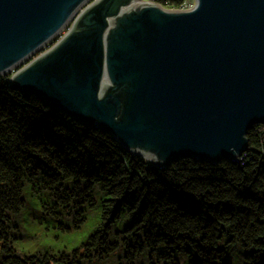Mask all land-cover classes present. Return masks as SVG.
<instances>
[{
  "label": "water",
  "instance_id": "obj_1",
  "mask_svg": "<svg viewBox=\"0 0 264 264\" xmlns=\"http://www.w3.org/2000/svg\"><path fill=\"white\" fill-rule=\"evenodd\" d=\"M89 0H0V74L59 35ZM9 85L95 124L156 167L215 164L264 125V0H93Z\"/></svg>",
  "mask_w": 264,
  "mask_h": 264
},
{
  "label": "trees",
  "instance_id": "obj_2",
  "mask_svg": "<svg viewBox=\"0 0 264 264\" xmlns=\"http://www.w3.org/2000/svg\"><path fill=\"white\" fill-rule=\"evenodd\" d=\"M156 1L178 8L184 0ZM8 78L0 75V264L61 261L29 228L40 222L46 231L85 228L72 248L80 255L65 264L119 255L129 264H264V125L248 131L236 160L156 167ZM21 238L34 244L25 250ZM84 243L110 245L82 256Z\"/></svg>",
  "mask_w": 264,
  "mask_h": 264
},
{
  "label": "rangeland",
  "instance_id": "obj_3",
  "mask_svg": "<svg viewBox=\"0 0 264 264\" xmlns=\"http://www.w3.org/2000/svg\"><path fill=\"white\" fill-rule=\"evenodd\" d=\"M93 0H89L87 3H85L82 8H80L72 17V19L70 20V22L68 23V25L66 27H64L61 32L59 33V35H57L56 37H54L52 40H50L49 42H47L37 53H35L32 57H30L29 59H27L26 61H24L22 64H20L18 67H14L11 68V70L7 71L4 74H0L1 76H10L11 73H13L14 71H16L17 69H19L20 67H22L24 64H26L29 60H31L33 57L37 56L39 53L44 52L45 50H47L48 48H50L59 38L60 36H62L64 33H66V31L68 30V28L71 26V24L73 23V21L76 19V17L78 16V14ZM153 2H156V0H153ZM185 2V9H189L191 6H193L195 4V0H184L183 3ZM165 8H169V9H176L175 7L172 6H164ZM9 80V78H8ZM262 132L264 133V127L261 128ZM147 160V159H146ZM41 207V206H39ZM25 214L27 215V217L25 216ZM30 212H28L27 210H25L24 212V218H22V220H26L28 218H30ZM77 220V219H76ZM88 221H91V224H94V220L88 219ZM41 225L37 226L36 224H32L29 226V228H31L32 230L38 232V240L37 242L40 243V245H44L45 243H49L52 245H55V247L57 248L54 251V254L57 256L58 259H60L61 261L63 260V263L61 261H57L54 262V264H65V262L67 261L66 258H69L70 260H73V258L75 257V255H77L78 253H73V249L74 247L77 246V244H79L80 242H82L83 240H85L88 237V234H86L85 232V228L82 227V229H73V230H69V231H62L59 232L57 230H51V231H46L44 230L45 228V224L43 222H40ZM26 226V222L23 223ZM21 241L18 243L19 247L24 248L25 250H27V248L29 246H32L34 244V241H24L23 238L20 239ZM87 248L84 247L82 250V256L84 255H89V254H95L96 252L101 251L100 249L98 251H96L95 247L92 249H89L91 247V245L88 246ZM86 245H82V246H86ZM105 247L102 248H106L107 246L109 247L110 244L108 243H104L103 244ZM66 246V247H65ZM82 247L79 249L81 251ZM79 251V253H80ZM91 251V252H89ZM125 250L121 251V255H123ZM80 255V254H78ZM60 257V258H59ZM111 257V256H110ZM88 257L85 256V260ZM122 256L119 255V257H117V259H110V264H115V262H117V264H129L128 260H124L122 261ZM156 258V256L154 257ZM147 260V259H145ZM144 260V261H145ZM83 261V259H82ZM148 261V260H147ZM68 262V261H67Z\"/></svg>",
  "mask_w": 264,
  "mask_h": 264
},
{
  "label": "flooded vegetation",
  "instance_id": "obj_4",
  "mask_svg": "<svg viewBox=\"0 0 264 264\" xmlns=\"http://www.w3.org/2000/svg\"><path fill=\"white\" fill-rule=\"evenodd\" d=\"M87 243H84V245H86ZM83 248H84V246L82 247V249H81V251H80V253L82 254V250H83ZM94 248V247H93ZM99 249H102V246H101V244L99 245V247H96V251H98ZM76 260L75 259H73V262H75Z\"/></svg>",
  "mask_w": 264,
  "mask_h": 264
},
{
  "label": "built area",
  "instance_id": "obj_5",
  "mask_svg": "<svg viewBox=\"0 0 264 264\" xmlns=\"http://www.w3.org/2000/svg\"><path fill=\"white\" fill-rule=\"evenodd\" d=\"M185 2L184 3H182L177 9H185ZM244 153V152H243ZM242 153V154H243ZM241 156V155H240ZM240 156H238L236 159H238V158H240ZM236 159H234V160H236Z\"/></svg>",
  "mask_w": 264,
  "mask_h": 264
},
{
  "label": "bare ground",
  "instance_id": "obj_6",
  "mask_svg": "<svg viewBox=\"0 0 264 264\" xmlns=\"http://www.w3.org/2000/svg\"><path fill=\"white\" fill-rule=\"evenodd\" d=\"M177 9V8H176Z\"/></svg>",
  "mask_w": 264,
  "mask_h": 264
}]
</instances>
